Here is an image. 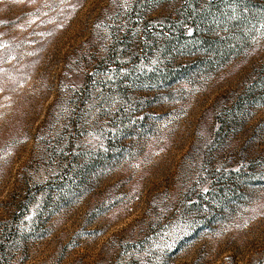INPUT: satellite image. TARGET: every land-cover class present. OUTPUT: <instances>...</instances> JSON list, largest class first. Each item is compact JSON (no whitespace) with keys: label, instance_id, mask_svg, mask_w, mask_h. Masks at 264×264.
I'll return each mask as SVG.
<instances>
[{"label":"rangeland","instance_id":"1","mask_svg":"<svg viewBox=\"0 0 264 264\" xmlns=\"http://www.w3.org/2000/svg\"><path fill=\"white\" fill-rule=\"evenodd\" d=\"M0 264H264V0H0Z\"/></svg>","mask_w":264,"mask_h":264},{"label":"trees","instance_id":"2","mask_svg":"<svg viewBox=\"0 0 264 264\" xmlns=\"http://www.w3.org/2000/svg\"><path fill=\"white\" fill-rule=\"evenodd\" d=\"M214 5V4H213ZM220 11L221 10V8H215V9H213V12H216V11ZM187 12H188V14H189V16H194L193 15V13H191L189 10H187ZM210 11L209 10H204V11H202L201 13H199V12H197L196 11V16H194V17H198L196 20H198L200 23H198V24H200V25H205V24H207V23H211V17H210ZM215 17H218L217 15L215 16ZM248 17V16H247ZM228 22V21H227ZM203 32H205L206 33V31H203ZM208 32V31H207ZM177 41V40H176Z\"/></svg>","mask_w":264,"mask_h":264}]
</instances>
